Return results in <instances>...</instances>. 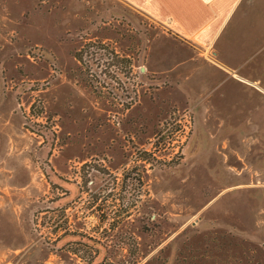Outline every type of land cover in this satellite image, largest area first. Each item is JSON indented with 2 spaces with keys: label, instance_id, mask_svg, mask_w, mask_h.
<instances>
[{
  "label": "rangeland",
  "instance_id": "rangeland-1",
  "mask_svg": "<svg viewBox=\"0 0 264 264\" xmlns=\"http://www.w3.org/2000/svg\"><path fill=\"white\" fill-rule=\"evenodd\" d=\"M162 37L121 0H0V264H86L49 245L61 233L53 185L72 199L70 183L87 176V192L65 211L71 229L88 217L92 180L101 189L109 178L114 211L113 178L135 166L144 174L138 204L158 225L140 231L135 206L125 225L139 244L136 264H264V120L254 130L216 123L219 135L192 139L193 109L174 103L177 88L150 69ZM91 43L130 65L87 55ZM83 165L109 176L81 174ZM84 222L86 232L96 225Z\"/></svg>",
  "mask_w": 264,
  "mask_h": 264
},
{
  "label": "crops",
  "instance_id": "crops-1",
  "mask_svg": "<svg viewBox=\"0 0 264 264\" xmlns=\"http://www.w3.org/2000/svg\"><path fill=\"white\" fill-rule=\"evenodd\" d=\"M121 1L165 29L167 37L158 39L150 69L177 88L174 103L182 97L193 109L192 139L199 133L219 135L216 123H246L253 130L262 123L264 0ZM163 50L168 68L162 65ZM233 140H223L222 148Z\"/></svg>",
  "mask_w": 264,
  "mask_h": 264
},
{
  "label": "trees",
  "instance_id": "trees-1",
  "mask_svg": "<svg viewBox=\"0 0 264 264\" xmlns=\"http://www.w3.org/2000/svg\"><path fill=\"white\" fill-rule=\"evenodd\" d=\"M89 46L92 47L93 52L88 51L87 55L92 56L93 58L101 59L104 58V56H112L116 60H122V63L125 66L128 67L130 65V59H118V56L114 52H106V49H104L102 45L91 43L85 46L87 47L86 49H89ZM83 52L79 51L75 54V59L78 62H81L84 55L82 54ZM111 65L115 66L114 64ZM141 155L142 153L140 156ZM140 161L148 162L149 160L142 155ZM89 166L90 165H83L81 167V174L82 170L84 168H89ZM90 170L95 171L100 176H109L105 171L101 172L100 170H92L91 167L89 168L88 173ZM86 178L87 176L83 173L81 176L82 184H77L76 182L70 183L76 187L77 192V195L72 199H67L70 196L68 190L60 185H58V187L55 184L53 185V189L55 188L62 193V195L57 197L54 201L57 204L55 207L57 215L53 220L54 223H57L55 230L61 231V233L49 245L53 249L55 248L58 251L67 252L78 257L86 264H136L132 254L134 253V256H136V250L138 252L139 244L137 241L136 243L133 242L136 238L125 224L131 217L130 214L132 211H135V206L137 210V207L140 204L144 185L142 168L139 166L123 168L121 171V179L114 176L112 186L115 188L119 187L116 195L117 205L111 207L115 208L114 211H110V207L106 205V198L115 196L111 193L107 194V189L109 187L108 181H110L109 178L106 179L107 182L105 181V184L101 189L96 186L94 187V180H92L90 186L92 188L90 189V201L88 200L86 204H83L84 206L81 209V211L88 214V217H93L96 222V225L92 226L90 232H86L84 228V220L88 217L82 219H80L79 216L74 217L76 219L73 223V228L70 229L71 226L69 225L70 222L68 221V216H65L67 208L71 204H77L78 201L81 200L83 193L87 192V184L85 183L88 181ZM61 181L65 182L66 180L62 179ZM65 199L66 201L63 202ZM138 208L141 210V213L135 219L134 223L139 224L140 231L144 230V223L147 221V223H151L155 226L157 217L155 216L153 220L148 217L145 221V216L142 213L145 209V205L142 204ZM130 247L135 248L134 251H132ZM101 251H103L105 255L98 261V263H95L96 260L99 259ZM117 252L125 253V256L112 261L111 257H115Z\"/></svg>",
  "mask_w": 264,
  "mask_h": 264
}]
</instances>
